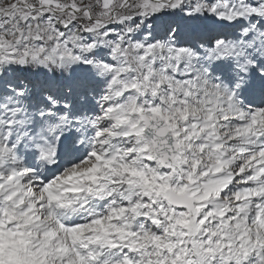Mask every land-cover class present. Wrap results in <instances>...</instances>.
Segmentation results:
<instances>
[{"label": "snow or ice", "instance_id": "obj_1", "mask_svg": "<svg viewBox=\"0 0 264 264\" xmlns=\"http://www.w3.org/2000/svg\"><path fill=\"white\" fill-rule=\"evenodd\" d=\"M0 264H264V0H0Z\"/></svg>", "mask_w": 264, "mask_h": 264}]
</instances>
